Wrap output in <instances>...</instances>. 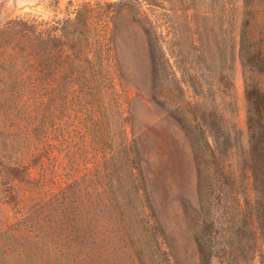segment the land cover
Segmentation results:
<instances>
[{
  "label": "rangeland",
  "instance_id": "1",
  "mask_svg": "<svg viewBox=\"0 0 264 264\" xmlns=\"http://www.w3.org/2000/svg\"><path fill=\"white\" fill-rule=\"evenodd\" d=\"M248 1L256 18L253 34L262 40L263 0ZM243 3L0 0V32L10 20L25 19L58 35L56 28L82 11L105 75L81 87L83 80H74L72 72L68 78L57 60L39 74L41 61L30 62L28 55L4 77L0 57V163L30 172V179L14 180L0 164L5 264H128L121 197L139 235L142 224H154L155 214L177 264H200L185 216V206L199 205L197 165L182 125L212 134L214 126L220 151L224 130L235 126L233 144L239 153L248 149L245 82L236 51ZM131 125L140 149L134 161ZM135 166L143 174L133 176ZM134 190L143 198L137 200ZM15 196L22 198L19 204ZM238 199L241 209L247 201L256 225L250 175ZM214 210L217 230L223 209ZM91 236L96 245L88 246ZM213 264L231 261L216 249ZM240 264H264V242Z\"/></svg>",
  "mask_w": 264,
  "mask_h": 264
},
{
  "label": "trees",
  "instance_id": "2",
  "mask_svg": "<svg viewBox=\"0 0 264 264\" xmlns=\"http://www.w3.org/2000/svg\"><path fill=\"white\" fill-rule=\"evenodd\" d=\"M243 2V19L236 51L245 82L248 149L239 153L238 146L233 144L238 137L235 126L224 130L226 145L225 150L220 151L217 140L212 136L216 131L214 126L211 128L212 134L208 128L199 130L178 119L179 123H183V131L191 144L197 165L199 205L185 206V216L191 224L200 264H213L216 249L231 264H240L254 254L258 242H264V39L260 40L253 34L252 21L256 20L250 17L255 15L253 5L248 0ZM88 19L80 11L76 19L66 20L62 29L56 28L60 33L58 35L57 32L54 34L56 30L43 29L41 24L29 20H10L0 32V57L4 59L2 75L10 77L8 69L16 66L13 63L19 57L30 55V62L41 61L39 74L49 72L54 60H57L63 72L68 73V78L72 72L74 80H83L81 87L86 86V81L96 83L104 79L101 53L98 49L92 52ZM80 26L84 29L76 31ZM131 129L134 161L140 156V149L132 125ZM0 164L14 180L30 179L29 168L3 161ZM141 174V166H135L132 175ZM247 175H250L255 196L256 225L249 218L247 201L245 208L241 209L238 199L244 193ZM143 193H146L145 188ZM134 194L137 200L144 196L135 190ZM124 199L121 197L122 232H125V239L130 240L126 242L128 264H177L178 257L168 244L167 235L155 214L154 224L149 228L142 224V235H139L129 222V206ZM21 200L20 196L16 197L17 204ZM217 205L223 209V213L216 230L214 209ZM147 208L153 211L152 206ZM25 214L23 211L22 215ZM218 234L221 237L217 241ZM90 238L87 245H96V237ZM4 262L7 260L0 259V264Z\"/></svg>",
  "mask_w": 264,
  "mask_h": 264
}]
</instances>
